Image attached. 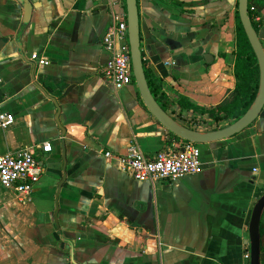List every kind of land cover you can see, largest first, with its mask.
Wrapping results in <instances>:
<instances>
[{
	"label": "crops",
	"instance_id": "0c3cea01",
	"mask_svg": "<svg viewBox=\"0 0 264 264\" xmlns=\"http://www.w3.org/2000/svg\"><path fill=\"white\" fill-rule=\"evenodd\" d=\"M27 1L25 21L18 0H0V113L15 119L0 126V156L45 142L53 150L39 151L45 172L27 198L0 184V264H250L253 211L264 206V109L232 138L199 145L200 173L139 182L118 157H154L183 140L153 117L135 81L116 92L104 77L102 41L126 0ZM237 7L138 0L158 91L207 110L231 98ZM253 22L264 48V10ZM163 109L196 131L232 124L178 103Z\"/></svg>",
	"mask_w": 264,
	"mask_h": 264
},
{
	"label": "built area",
	"instance_id": "2783aa9c",
	"mask_svg": "<svg viewBox=\"0 0 264 264\" xmlns=\"http://www.w3.org/2000/svg\"><path fill=\"white\" fill-rule=\"evenodd\" d=\"M103 47L109 54L104 66V77L118 92L134 82L132 60L128 39L127 15L113 13L112 22L103 38ZM40 65H48L44 58L37 54L31 57ZM173 65L172 61L166 63ZM3 79L0 77V86ZM13 115L0 113V126L6 128L14 123ZM37 150L21 149L0 156V184L13 189L20 198L31 195L45 170L40 162L41 153H51L50 142H45ZM40 151V152H39ZM105 157H115L106 152ZM120 169L139 182H168L176 183L180 179L201 172V151L198 144L182 141L158 152L154 157H148L139 150L132 154L118 157ZM249 255L245 259H249Z\"/></svg>",
	"mask_w": 264,
	"mask_h": 264
},
{
	"label": "water",
	"instance_id": "95a60500",
	"mask_svg": "<svg viewBox=\"0 0 264 264\" xmlns=\"http://www.w3.org/2000/svg\"><path fill=\"white\" fill-rule=\"evenodd\" d=\"M18 1L24 6V19L25 21H27L31 11L30 4L27 0ZM126 13L134 81L137 85L144 105L153 115V117L159 122V124L168 132L186 142H191L198 145L210 144L232 138L233 136L250 127L259 118L262 110L264 109V48L249 15V0H238V14L244 32L257 59L259 67L258 92L251 107L241 118H239L237 121L233 122L226 128L211 132L196 131L179 124L167 114V112L155 99L147 81L143 61V53L141 50L138 0H126ZM3 45L4 41L0 40V50L2 49ZM263 214L264 206L255 207L252 218L251 264H260L258 232L259 223L262 219Z\"/></svg>",
	"mask_w": 264,
	"mask_h": 264
},
{
	"label": "trees",
	"instance_id": "16d2710c",
	"mask_svg": "<svg viewBox=\"0 0 264 264\" xmlns=\"http://www.w3.org/2000/svg\"><path fill=\"white\" fill-rule=\"evenodd\" d=\"M263 10L264 0H249V15L255 30L256 27L253 21ZM234 54V75L236 79V87L231 95V98L224 101L216 108L208 110L199 109L187 102L185 98L169 94L168 92H165L163 88L158 91V88L154 86L152 75L145 68V73L151 92L158 103L161 104L165 109L166 107H171V105L174 103H178L184 109L197 111L203 115H208L213 121L221 122L233 120L235 122L241 118L251 107L259 88V67L257 59L240 22L238 10L236 15V51ZM160 85L162 84L160 83ZM258 234L259 260L260 264H264V219H262L259 223Z\"/></svg>",
	"mask_w": 264,
	"mask_h": 264
},
{
	"label": "rangeland",
	"instance_id": "374dc122",
	"mask_svg": "<svg viewBox=\"0 0 264 264\" xmlns=\"http://www.w3.org/2000/svg\"><path fill=\"white\" fill-rule=\"evenodd\" d=\"M234 121L233 120H228V123H233ZM202 124L204 123V124H208V122H201Z\"/></svg>",
	"mask_w": 264,
	"mask_h": 264
}]
</instances>
